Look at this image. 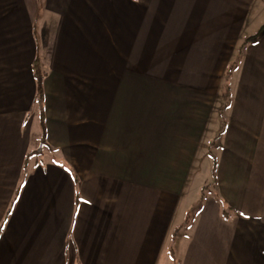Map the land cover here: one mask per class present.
I'll return each mask as SVG.
<instances>
[{
    "label": "crops",
    "instance_id": "obj_1",
    "mask_svg": "<svg viewBox=\"0 0 264 264\" xmlns=\"http://www.w3.org/2000/svg\"><path fill=\"white\" fill-rule=\"evenodd\" d=\"M263 11L0 0V264H264ZM224 79L217 192L170 255Z\"/></svg>",
    "mask_w": 264,
    "mask_h": 264
},
{
    "label": "rangeland",
    "instance_id": "obj_2",
    "mask_svg": "<svg viewBox=\"0 0 264 264\" xmlns=\"http://www.w3.org/2000/svg\"><path fill=\"white\" fill-rule=\"evenodd\" d=\"M32 2H33V0H28V3H30V5L32 4ZM260 17L264 18V11L260 15ZM257 21L258 20H256V22ZM256 22H255V24H256ZM250 24H251V27H252L253 26L252 21H251ZM229 69L230 68H228V71H229ZM38 73L41 75V71H38ZM225 75L226 76L224 78H228L229 77L228 73L225 74ZM41 87H42V85H41ZM226 87L228 88V86H226V79H224V83H223V85H222V87L220 89V92H222V93L225 92L226 93V94L223 93V98L224 99L228 98V93H227ZM212 92H213L211 94L212 102L210 104L212 106V113H211V116H210L211 117V119H210L211 120V125H212V133H210L211 136H207V134H205V137L204 138L202 137V141L199 142L198 149L196 151V162H197V158L201 154H203L204 152H206V154L210 157V159H208V161H205L203 163V167L201 165V169H200L199 173H197V175L195 177V181H194V179H192V182L193 181L194 182L193 183L191 182V183L192 184L195 183V185L193 186L190 183L189 187H187V189H186V195L187 196L190 195V198L188 199L189 202H191L192 198L194 197V200H196L195 201V203H196L200 199L201 195H203L201 207H202V204H204V203L207 204L210 201V199H212L216 195V192H217V189L215 188V175L216 174H214L215 171L213 170L212 156L215 157L216 165H217V157H218V151L217 150H218V147L220 145V141H221L222 134H223V124H224L223 120L225 119L224 112L227 111L229 109V107H230L229 99H226V102L223 103V102H221V101H223L222 100V96L220 94H217V96L214 97L216 92L214 90H212ZM42 96H41V100H42ZM36 100H38V99H36ZM41 100H40V102H41ZM40 102L38 103L39 105H41ZM218 107H219V109H218ZM219 116L222 117L221 122H218ZM227 120L228 119H227V116H226V120L225 121H227ZM214 128L216 129L215 132H214ZM209 138L211 139V142H210L209 146L206 148L207 145H206L205 139L208 140ZM36 146H38V148H40L39 145H36ZM38 148H36V150ZM34 153H37V151L32 152L30 154V156L32 154H34ZM187 196H186L185 200L182 202V205L187 203ZM191 208L189 210H191ZM200 210H201V208H200ZM179 211H180L179 214H182L181 212L183 210L181 208L179 209ZM198 211L199 210H197V208L193 209L191 211L190 220L187 223L188 225L184 224L185 217H181L180 220H182V218H183V222L176 229L178 231H176L177 233L175 234L176 235L175 240L173 241V243L171 245H170V242H169L168 251L170 252V255H171V253L173 251L175 252L177 248L179 249V247H177V244L180 245L182 241H185L186 234H188V232L190 230V226L192 225L191 224L192 221L196 218V216L200 212V211L199 212ZM179 216H181V215H179ZM174 233H175V230L170 234V237H169L170 241H171ZM171 248H172V251H170ZM172 256H173V254H172ZM179 257H180V254H178V259H179ZM174 261L175 260H173L171 264H175Z\"/></svg>",
    "mask_w": 264,
    "mask_h": 264
},
{
    "label": "trees",
    "instance_id": "obj_3",
    "mask_svg": "<svg viewBox=\"0 0 264 264\" xmlns=\"http://www.w3.org/2000/svg\"><path fill=\"white\" fill-rule=\"evenodd\" d=\"M254 38H259V36H258V34L257 35H255V36H253V37H251L250 39H248V41H250V40H253ZM228 74H229V72H228ZM36 79H37V89H36V99H38V100H36V101H39L40 102V100H41V96H42V87H41V85H42V75H40L39 73H38V71H37V73H36ZM227 88V87H226ZM228 89V88H227ZM41 125H42V127H44L43 126V120H42V112H41ZM28 156H30V155H28ZM212 162H213V170L215 171V169H216V159H215V157L214 156H212ZM202 199H203V195H201V197H200V199L196 202V204L195 205H193V207L191 208V210H189L188 211V213L186 214V216H185V220H184V224H186V225H188L187 223H188V221L190 220V214H191V211L193 210V209H196L197 208V210H199L200 211V208H201V203H202ZM198 211V212H199ZM223 215L225 216L226 215V210H224L223 211ZM190 223V222H189ZM176 231H178V230H175V233L173 234V237H172V239H171V243H170V245L173 243V241L175 240V237H176ZM170 251H172V248H171V250Z\"/></svg>",
    "mask_w": 264,
    "mask_h": 264
},
{
    "label": "water",
    "instance_id": "obj_4",
    "mask_svg": "<svg viewBox=\"0 0 264 264\" xmlns=\"http://www.w3.org/2000/svg\"><path fill=\"white\" fill-rule=\"evenodd\" d=\"M264 34V26L262 27V30L258 33V36H262Z\"/></svg>",
    "mask_w": 264,
    "mask_h": 264
}]
</instances>
